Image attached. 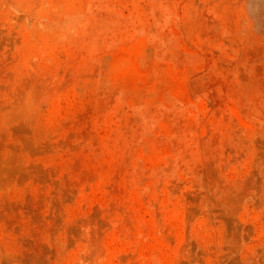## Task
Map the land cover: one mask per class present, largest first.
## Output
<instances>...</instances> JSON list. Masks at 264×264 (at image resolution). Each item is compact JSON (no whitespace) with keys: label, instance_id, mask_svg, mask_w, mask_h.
<instances>
[{"label":"rangeland","instance_id":"1","mask_svg":"<svg viewBox=\"0 0 264 264\" xmlns=\"http://www.w3.org/2000/svg\"><path fill=\"white\" fill-rule=\"evenodd\" d=\"M0 264H264V0H0Z\"/></svg>","mask_w":264,"mask_h":264}]
</instances>
